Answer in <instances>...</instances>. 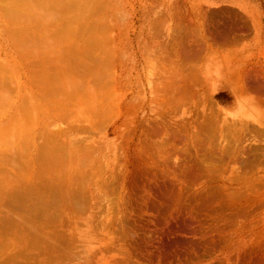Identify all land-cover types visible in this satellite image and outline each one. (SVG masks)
<instances>
[{"label":"rangeland","instance_id":"1","mask_svg":"<svg viewBox=\"0 0 264 264\" xmlns=\"http://www.w3.org/2000/svg\"><path fill=\"white\" fill-rule=\"evenodd\" d=\"M69 1L73 4L69 15L65 8H57L59 11L54 8V11L42 7L41 14L37 10L27 11L28 19L23 17L14 22L0 9V264H136L132 259H127L129 262L125 259L128 254L125 252V241L121 239L126 225L121 213L123 222H117L120 211L115 206L117 195L114 194L117 190L113 191L117 185L111 188L98 184V187L97 175L92 174L88 183H81L87 186L88 189H83L86 193L78 192V187L82 185L72 178L79 172L75 154L77 157L86 151L84 153L90 155L93 148L103 144L111 157L104 159H109L107 163L113 165L112 159L118 157L119 150L128 155H121L125 159L134 155L142 157L145 162L150 156L157 157L159 154L160 159L162 156L164 159L171 158L168 160L172 164L180 162L182 151L179 150L185 146L165 141L160 144L162 140H154L159 142L153 145L155 153L151 155L152 150L151 153L145 151L149 157L141 156L143 145L138 146L139 141L136 140L146 135L152 137V133L153 136L156 134V138L160 136L159 139L166 134L197 135L201 136L199 139L209 136L207 138L212 142L204 145L213 147L211 150L217 151V155L222 150L216 148L218 143L220 148L223 146L229 150L228 154L235 147L245 149V145L253 147L262 144L264 150V95L255 85L260 84V88L264 89V0ZM36 13L45 21L37 22V16L31 18ZM20 29L26 30L19 32ZM24 39L29 40V45H23L24 48L29 46L28 49L19 45L28 43ZM47 39L50 41L46 43ZM52 40L55 43L52 44ZM18 46L24 50H17ZM95 95L96 98L93 97ZM91 107L95 111L101 107L98 109L101 115L106 116H102L104 120L101 117L104 123H98L101 116L98 109L97 119L92 118L95 111L92 112ZM129 140L131 143L127 144ZM191 146L194 148L193 144ZM132 148L136 150L132 151ZM68 150L73 152L74 157L65 162L63 155ZM61 152H64L62 158L57 157ZM201 152L205 151L198 150L200 157ZM241 158L245 157L241 155ZM250 158L243 169L238 164V175L245 178L243 181L240 177L239 181L243 182L237 183H245V187L230 185L224 188V193L229 192L228 195L225 193V197L232 194L231 197L235 198L240 190L250 194L244 199H240L242 196L233 199L239 206L232 199H225L233 201V205L231 201H224L234 206L232 210L247 211L252 207L254 170L251 168L255 167V162ZM229 162L225 158V161L223 159L218 163L216 159L210 164L223 166ZM225 167L226 171L229 169L228 173L233 174L230 171L234 167L232 162ZM244 168H250L251 173L247 174L251 177L244 173L247 171ZM67 169L72 174L71 182L68 179L69 185L64 172ZM226 171L223 170V173L227 174ZM177 174L182 175L181 172ZM232 174H227V177ZM225 176L222 177L224 181ZM227 177L226 181L230 179ZM58 186L62 189L61 197H65V193L67 198L58 196ZM95 186L98 191L104 187L114 193L112 197L104 189L106 193H98ZM230 187H233L234 195ZM246 196L250 200H245ZM243 201L249 204L245 206ZM107 206H112V210L111 207V211L108 210ZM230 207H224L225 213L230 212L227 215L233 214ZM110 216L118 219L107 230L105 223ZM174 223L176 227L178 222ZM120 224L124 225L123 229ZM80 233H85L87 237L83 235L85 238L80 239ZM110 241L111 245L115 244L113 250L108 248L111 245L106 244ZM99 244H105L103 246L109 249L108 252L103 246L104 250L98 248ZM122 244L123 249L119 247Z\"/></svg>","mask_w":264,"mask_h":264},{"label":"bare ground","instance_id":"2","mask_svg":"<svg viewBox=\"0 0 264 264\" xmlns=\"http://www.w3.org/2000/svg\"><path fill=\"white\" fill-rule=\"evenodd\" d=\"M42 7H44V9H47V10H49V9L53 10L54 8L55 9L65 8L67 10L66 13L68 14V11L71 7H73V4L69 0H0L1 11L3 10L4 12H6V15L9 16V20L12 22L17 21L19 18H23V17L28 19L29 15H28V17L26 16L27 11H28V13H29V11H32V10H37V11L41 10L42 11ZM55 9H54V11H55ZM65 9H64V12H65ZM41 11L38 13L41 14ZM23 12H25V13H23ZM57 12H55V13H57ZM20 13H21V17H20ZM23 14H24V16H22ZM40 14L36 13V15L31 16V18L34 17V19H35L37 16V19H38L39 16H41ZM48 16H49V14H48ZM42 19L43 18L40 17L37 20V22L40 20L39 22L41 23ZM46 20H48V18ZM43 21H45V20H43ZM42 25H44V24H42ZM21 30L22 29H20L18 31L22 32L23 30L22 31ZM25 30L26 29H24V31ZM48 33H49V30H48ZM17 37H18V35H17ZM19 38H21V37H19ZM26 40H28V39H24L23 41H26ZM47 41L49 42L50 40L47 39L46 43H47ZM62 41H64V40H62ZM23 43L19 44V45H22V47L24 48V46L29 45V40H28V43L27 42H23ZM53 43H55V42L53 41L52 44ZM41 44H42V42H41ZM49 44H51V42L48 43V46H49ZM18 47L19 48L17 50L21 49L20 46H18ZM28 47L29 46L25 47L24 49H26V48L28 49ZM23 48L21 50H24ZM31 50H33V48ZM90 50H91V48H90ZM25 51H27V50H25ZM35 52H37V51H35ZM188 60H189V58H188ZM70 79H68V80H70ZM5 80H3V85H4ZM99 82H100V80H99ZM69 83H71V80ZM3 85L1 86L2 88H3ZM255 85H256L257 90L261 91L263 93L262 95H264V92H263L264 89L260 88V86H259L260 84L259 85L255 84ZM186 86H187V84H186ZM4 87H5V85H4ZM93 97L96 98L97 95H95ZM99 101H98V103H99ZM95 104H96V102H95ZM95 104H93V105H95ZM102 104H103V102H102ZM98 106H100V105H98ZM98 108L99 107H97V109ZM97 109H96V111L93 108L91 109L92 112H93V110L95 111V113L93 114V115H95V117H92V118L97 119L96 115H98L100 113L99 109H101V107L98 109L99 113L97 112ZM87 111H88V109H87ZM100 111H102V110H100ZM104 111H103V113H104ZM96 113H98V114H96ZM255 114H257V113H255ZM258 114H260V113H258ZM93 115H91V116H93ZM100 115H101V113H100ZM102 116H104V115L99 116L100 121L98 118V123L103 122V121L101 122ZM105 117L106 116H104V118ZM104 118H103V120H104ZM95 123L93 122V124H95ZM91 124H92V122H91ZM244 124H246V123H244ZM259 127H261V125ZM68 128H70V127H68ZM82 128H84V127H82ZM75 129H77V128H75ZM70 130H72V129H70ZM73 130H74V128H73ZM70 132H72V131H70ZM151 132H152V130H151ZM261 135H259V136H261ZM146 136H144V138H142V139L138 138L139 140H136V142L139 141V143H137L138 146H140L139 144L143 145L141 148V156L144 155V157H146L148 155L147 154L148 152L149 153L152 152L151 155L153 153H155V152H153L154 148H155V146H153V145L156 144V142L159 143L158 141L162 140V142L160 144H162L163 141H165V143H171L174 145L175 144L181 145L183 147L185 146L184 148L179 150V152L182 151L180 153V158H179V159H181V161L178 162L179 161L178 160L176 162L175 161L176 158H175L173 160L176 163L172 164L171 160H168L171 158L164 159V157L162 156V153L160 152L161 153L160 155L162 156L161 159H160L159 154L157 155V157H156V155L155 156L152 155L150 157L148 155L147 157H149V158H147V157L146 158H147V160H151V161H150V163H147L146 162L147 160L145 162H143L144 160L143 161L141 160L142 159L141 156H140L141 159L139 157H135L134 155L131 156L130 155V154H132L131 152L129 154L130 157H126V159H125V157H123V156H125V155L128 156V155L125 154L124 152H122L121 150H119V152L117 153L118 155H116L118 157L112 156L113 157L112 162L114 163V165H113L111 163H107L109 160L108 158H107L108 160L104 159V158H106V156L110 157L109 156L110 153H109V150L107 149L106 145H105V147L108 150V152H106L107 150L106 151L104 150L103 144H99V145H97V148H93L90 155H88V153L85 154L86 151H84L85 153L82 152L81 155L79 153V156H77V157H79L78 160H77L75 152H74V154H75V157H74V155H72L73 152H71L70 150L64 151L65 153L61 152L60 153L61 155H58L59 152H58V154H56V155H58L57 157L60 156L62 158V154L64 153L63 158H64L65 162H68L69 158L70 159L72 157L76 158V162H77L76 168L78 169L79 172L77 174L72 175V174H70L71 173L69 171L70 169H67L68 171H64L65 177L67 176L68 185L70 184L68 182L69 181L68 179H70V182L72 180L70 175H72V178L73 177L76 178L77 181L80 182V184L84 182L83 185H85L90 180L89 177L92 176V174L97 175V179H96V176H95V179H96V183H97L98 187H99L98 184H100V187H102V186L111 187L112 186L111 188H113L114 186L117 185L116 189H115V187L113 188V191L117 190V191H115V192H117V194L116 193L114 194V196L117 195V198H116L117 204L115 206L119 207V211H120L119 215L121 213L123 220H125L124 223L126 225L125 229H123L124 225L123 226H121V224L119 225V226H121V229H123V234H122L123 239H121V238H119V239L125 241V244L124 243L123 244H124V247L126 249L125 252L128 255L126 253L124 254V252L122 250L124 248L123 244H122V246L119 245V247H121L122 249L121 248L120 249L117 248V249H119V251L121 250V252H123V255H125V256L127 255L125 259L126 260L132 259L133 262H135L136 264L137 263H139V264H264V150H263L262 144L259 146L253 145V147H246V145H245V149H242V150L240 149V147H242V146L239 147L240 150H238L235 147V148H233V151L228 154L226 152L229 150H226V148H222L223 146L220 148L221 145H220V143H218L219 145L216 144L218 146L216 148H218V150L219 149H222V150H219L218 155H217L216 154L217 151L211 150L213 147L207 148V146L205 147V145H204L205 143L208 144V143L212 142L211 141L212 139L210 140L209 138H207L209 136H207V137L203 136L204 139H201V138L199 139V137H201V136L196 135V136H193V137H195V138H193V137L186 136L184 134H168V135L166 134V136L165 137L163 136L162 139H159L160 136H157V138H156L155 137L156 134L153 136V133H152V137H149V135H148V137H146ZM232 136L233 135H231V137ZM254 136H256V134ZM196 137H198V138H196ZM215 137H217V136H215ZM231 137H229V138H231ZM238 137H239V135H238ZM130 138L131 137H129V139ZM210 138H211V136H210ZM212 138L214 139V137H212ZM221 138H223V137H221ZM215 139L217 140V138H215ZM232 139H234V137H232ZM132 140H134V138ZM154 140H158V141H154ZM220 140H219V142H220ZM229 141H230V139H229ZM243 141H244V143H246L245 140H243ZM253 141H254V139H253ZM121 142L122 141H120L119 144ZM235 142H237V140H235ZM239 142L241 143V141H239ZM249 142H252V141H249ZM260 142H262V141H260ZM53 143L54 142H52V144ZM129 143H131L130 140L128 141L127 144H129ZM119 144H117V147L121 148L119 146ZM137 144L135 146L138 149ZM192 144H193V147L195 144H197L200 151L203 149V151H205L204 152L205 155L202 156V154H204L203 152H201V157L199 156L200 154L197 155L199 149L196 147L192 148V146H191ZM224 144L226 145V142ZM227 144H228V141H227ZM67 145L69 146L70 143H68ZM73 146H74V144H73ZM126 146H128V145H126ZM236 146H238V145H236ZM69 147L71 148V146H69ZM69 147H67V148H69ZM82 148H84V147H82ZM128 148L129 147H127L126 149H128ZM136 148H135V150H136ZM157 148H159V147H157ZM246 148H248V149H246ZM58 149H60V148H58ZM135 150L133 149L132 151H135ZM150 150H152V151L150 152ZM234 150H235V152H234ZM53 151L54 150H52V152ZM120 151L122 152V154L120 153ZM125 151H127V150H125ZM138 151H139V149H138ZM142 151H143V153H142ZM145 151L147 153H145ZM236 151H238V152H236ZM52 152H50V153L52 154ZM119 153H120V155H119ZM139 153H140V151H139ZM83 154H84V156H82ZM134 154H135V152H134ZM121 155H123L122 158H121ZM138 155H140V154H138ZM241 155H242V157L243 156L245 158L247 157L246 163L244 161L245 158L242 159ZM158 157H159V159L157 160ZM239 157L242 160H239L240 159ZM250 157H252V158H250ZM123 158L125 160H122ZM225 158L227 160L229 159L232 162V165H234V167L232 169L233 171L230 169V171L233 172V174L228 173L229 169H227L228 172L226 171V169H224V166L228 167V164L231 162H229L227 165L222 164L223 166H221L220 164H218V165L210 164V162H212L216 159L218 160V163H220L221 160L223 161V159L225 161ZM248 158L252 159L253 160V161L251 160L252 162H255V167L251 168L252 171L254 170L253 180L251 182V184H253L251 186V187H253L251 189L252 190L251 195L253 196L252 197L253 200H251L252 201L251 202L252 207L250 206L251 209H248L249 206L246 207L248 209V210L246 209L247 211L237 210L238 209L237 207H236L237 209L232 210V208H234V206H232L233 201H234L233 199H238L241 196L242 197L240 199H242L243 197L245 198V195H250V194H245L240 190V192H242V193L239 192L237 195H234V193L232 191L233 187H230V189L232 188L230 191H232L234 197L236 196L237 198L236 197L233 198V196L231 197V195H232L231 192H230V194H231L230 197L229 196L225 197V193L228 195L229 192L227 193V191H226L224 193V188H228L227 186H230V185H240V186L245 187V185H244L245 183L244 184L242 183L243 184L242 185V184H238L237 182H240V181L243 182L244 181L243 180L245 178L244 176L243 177L240 176L243 181L242 180L239 181V178H240L239 177V175H240L239 166L241 165V169H243L244 166L246 167L249 164ZM50 159H51V157H50ZM50 159H49V161H50ZM73 159H72V161H73ZM110 159H111V157H110ZM104 160L106 162H104ZM122 161H125V163H122ZM169 161L171 162L172 165H170ZM239 161H241V162H239ZM242 161H244L243 164H241ZM51 162H52V160H51ZM53 162H52V164H53ZM213 164H215V162ZM238 164H240V165H238ZM244 164H247V165H244ZM73 165H74V163H73ZM111 165H113V167L110 168ZM251 165L249 167L254 166V165L253 166H251ZM54 166L52 165V167H54ZM52 167L50 166V168H52ZM227 167H225V168H227ZM66 168H68V166ZM71 168H74V167L71 166ZM63 169H65V168H63ZM247 169L244 168V171ZM223 170H225L228 175L232 174V176L234 175L235 177L234 176L232 177L231 175H230V177H227L228 175L226 173H225L226 174V176H225V174L223 173ZM249 170H250V168H249ZM249 170H247L245 172L243 170L242 171L246 175H249V174H247L248 172L251 171V170L250 171ZM178 171L181 172L182 175L177 174V173H179ZM68 175L70 178H68ZM221 175L225 176V181H224V179L222 180L223 176H221ZM226 177H227V179L228 178H230V179H228L226 181ZM231 177H232V179H231ZM63 180H65V178ZM86 180H87V182H86ZM245 180H248V179H245ZM74 182H73V184H74ZM93 183H94V185H96L95 181H93ZM68 185H67V187H68ZM83 185L82 186L78 185L79 186L78 188L80 191L77 188H75V189L81 193L85 192L87 186L84 187ZM58 187H56L60 191L58 196L61 197V195H63V194H61L62 189L60 187L59 188ZM71 187H73V186H71ZM80 187L81 188L83 187L82 190ZM98 187H96V191L99 190ZM247 187H248V185H247ZM66 188H64V189H66ZM84 188H85V190H83ZM234 188H235V186H234ZM239 188H241V187H239ZM250 188H249V190H250ZM57 189H56V191L58 192ZM102 189H104V187L100 189L102 192L98 191V193L103 194L105 191H108L109 195L111 194V197H112V194L114 193V192L110 193V191H112V189L111 190H110V188L108 190L104 189L105 191ZM237 189H238V187H237ZM54 191H53V193H55ZM73 192L75 195V191H73ZM108 192H107V194H108ZM107 194H105L104 196H108ZM64 195L67 196V194H65V193H64ZM74 195H73V197H74ZM66 196L61 197V198L62 199L67 198L68 196L67 197ZM60 197H57V198H59V201H60ZM53 198H54V196H53ZM69 198H70V196H69ZM227 198H230L233 201H231V200L226 201L225 199H227ZM246 198L247 199H245V200H250V198L248 199L247 196H246ZM55 199H56V197H55ZM97 199H99V196L97 197ZM103 200H104V197H103ZM111 200H113V199H111ZM224 201H226L227 203H229L231 201L232 205H230V204L227 205V203H225ZM244 201H243V204L245 206H246V204H249V203L245 204ZM65 202H67V201H65ZM72 202L70 204H72ZM79 202H81V200ZM85 202H87V200ZM112 202L113 201H111L109 203L111 204ZM67 203H69V201ZM235 203L237 204L238 202H235ZM225 204L227 206H225ZM55 205H58V204H55ZM77 205H76V209L78 210L79 207L77 208ZM229 206H231L230 207L231 212L233 211L232 212L233 214L231 213L232 215H230V214L227 215V213H230V212L225 213V211H224V207L226 208ZM54 207H51L50 209H52ZM56 207H58V206H56ZM107 207H108L107 208L108 210H110V209L112 210V206H110L111 208L109 206H107ZM107 209H105V210H107ZM77 210H76V213L78 214ZM227 210H229V209L227 208ZM235 210H236V213L234 212ZM70 211H74V209H71ZM115 211L118 212L117 209ZM104 214H105V212H104ZM104 214H103V216H105ZM106 214L108 215V212ZM121 215L119 217L117 214V216L120 218V219H118L116 217L118 219V221H117L118 223L123 222V221H121L122 220ZM82 216H83V214H82ZM113 216H110L105 223L107 230H108V228L110 229L109 226L111 224H113V222H115L114 220L116 218H114ZM100 217H98V218H100ZM111 217L113 219H111ZM81 220H84V219L81 218ZM174 222H178L177 225L181 224L180 227H177V225L175 227ZM116 226L118 227V225H116ZM116 230H119V228H117ZM112 231H113V229H112ZM120 231L122 233V230H120ZM118 234H119V231H118ZM83 235H85V237H87L85 233H83ZM83 235H82V233H80V236H81V237L79 236L80 239L85 238V237H82ZM124 236H125V238H124ZM98 241L101 242L100 239H98ZM123 241H120V242H123ZM111 243L112 242L110 241V243L108 242L106 244L111 245ZM113 244L111 246L107 245V247L109 246L108 248L111 247L110 250L111 249L113 250V248H114V247H112ZM103 245H105V244H103ZM103 245H100V247H98V248H101ZM103 248H104V246H103ZM103 248H101V249L102 250L107 249V248H104V249ZM108 250L109 249H107L106 251L108 252ZM116 250H114V251H116ZM98 251H100V250H98ZM116 252H118V250ZM112 255H114V254H112ZM126 262H129V260H127Z\"/></svg>","mask_w":264,"mask_h":264}]
</instances>
